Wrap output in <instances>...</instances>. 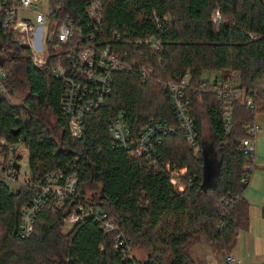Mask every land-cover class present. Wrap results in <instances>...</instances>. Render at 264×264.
Masks as SVG:
<instances>
[{"label":"trees","instance_id":"trees-1","mask_svg":"<svg viewBox=\"0 0 264 264\" xmlns=\"http://www.w3.org/2000/svg\"><path fill=\"white\" fill-rule=\"evenodd\" d=\"M100 1L104 20L94 46L110 47L135 67L113 74L110 96L86 115L82 137L76 140L61 110L64 86L51 75L57 57L49 52L42 69L33 67L28 48L0 26V67L7 69L12 97L0 98V139L27 148L33 184L59 170L64 176L75 174L81 203L104 211L116 231L145 253L141 264H195L188 250L196 236H204L215 252L229 254L250 226L244 194L252 172L246 177L243 168L255 163V153L244 155L241 145L255 115L264 113V0ZM58 3L62 16L79 19L83 32L94 34L83 15L86 0ZM155 42L160 51L152 49ZM143 67L150 73L139 72ZM205 72L223 79L235 74L231 81L251 100V107L231 104L227 130L223 106L210 91L213 84H203L208 82ZM185 74L190 78L185 98L200 156L185 140L170 93L162 87ZM117 117L135 137L149 120L164 121L175 131L159 136L150 161L129 158L108 134L109 122ZM203 121L218 149L219 166L208 183ZM154 160L161 170L150 164ZM175 170L182 189L172 185ZM35 193L34 187L12 190L0 183V264H130L112 249L116 233L103 230L91 217L63 231L62 218L73 210L74 201L55 208L49 199L36 216L33 234L18 237L20 209Z\"/></svg>","mask_w":264,"mask_h":264},{"label":"built area","instance_id":"built-area-1","mask_svg":"<svg viewBox=\"0 0 264 264\" xmlns=\"http://www.w3.org/2000/svg\"><path fill=\"white\" fill-rule=\"evenodd\" d=\"M59 0H0L1 27L10 32L13 40L29 50V59L33 67L42 69L48 62L49 52L57 57V63L51 69L54 80L62 82L64 86L61 110L67 119L68 132L71 138L80 140L82 137L83 124L87 114L93 109L103 105L106 97L110 96L112 77L116 72L125 73L135 67L133 63H126L121 54L110 47L96 48L94 46L95 34L104 20L103 9L100 0H86L83 6L84 16L93 28L91 32L84 33L79 24L70 16H62V3ZM217 20V18H216ZM159 43L155 42L152 49L159 50ZM0 67V98L11 101L7 83V69ZM139 72L146 75L150 69L142 68ZM235 74L229 78L214 77L207 83L213 84L210 91L217 96L218 102L223 106L226 130L228 129L232 103L245 104L251 107V100L244 96L245 90L239 89L232 81ZM177 83L162 86L170 93V106L178 121L179 128L185 135L187 143L195 149V155L200 156L199 136L196 131L194 120L188 111V101L185 98V89L190 81L189 75ZM108 134L112 141L127 152L129 158H146L156 155L154 146L159 144L162 135L172 134L175 131L164 121L149 120L141 130L138 137L132 135L130 129L120 119L115 118L109 122ZM258 125L251 123L247 127L248 137L242 142L244 155H254V138L257 134ZM160 134V135H159ZM28 150L22 143L14 145L5 138L0 139V183L7 186L26 185L34 187L36 193L32 200L20 209L18 222V237L26 239L33 234L35 219L38 213L46 207L50 199L55 208H61L67 201H74L73 210L62 218V223L71 228L89 217L107 232H115L116 239L113 250L121 252L130 264H141L132 256L133 247L130 238L117 232L114 222L107 220L104 211L93 203H81L76 193L78 180L76 175L64 176L63 170L48 174L43 182L33 184L29 182L30 171L28 168ZM156 160L150 164L157 171L161 170ZM168 167V165L166 166ZM254 164L250 163L243 168L246 177L253 172ZM28 178V179H26ZM172 185L182 189L181 174L175 170L171 174ZM227 264H236L237 261L226 256Z\"/></svg>","mask_w":264,"mask_h":264},{"label":"rangeland","instance_id":"rangeland-1","mask_svg":"<svg viewBox=\"0 0 264 264\" xmlns=\"http://www.w3.org/2000/svg\"><path fill=\"white\" fill-rule=\"evenodd\" d=\"M216 75L217 73L215 72H205L202 77L204 80H213ZM234 78H237V76ZM18 102L19 101L16 100L13 101L14 104ZM254 118V123L255 125H258L259 128L254 139L255 166L254 169H252V179L244 194V198L248 201V204L251 205L249 218L253 225L249 227L250 232L252 233L250 235L242 234L240 242H238V244L234 246V249H232L234 256L232 257L235 260L240 261V264H264V219L261 217L264 213V113H257ZM50 123H53L52 119H50ZM209 133V126L207 122L203 121V147L206 152L211 153V162H213L214 167H216L218 164V149L216 148L214 136ZM20 186L22 187L21 184L16 187L11 185L10 188L12 190H17ZM70 228V226L65 225L63 226V231L66 232ZM205 241L204 236H196L194 241H192L188 254L193 259V262L195 264H210V262L206 260L207 257L205 251L207 250V256L214 262V264H227L225 258L226 256H229V254L215 252L207 242V244L205 243ZM191 248L195 249L194 254L191 252ZM132 250V256H134L139 262H142L146 257L145 253L141 250L135 248Z\"/></svg>","mask_w":264,"mask_h":264},{"label":"water","instance_id":"water-1","mask_svg":"<svg viewBox=\"0 0 264 264\" xmlns=\"http://www.w3.org/2000/svg\"><path fill=\"white\" fill-rule=\"evenodd\" d=\"M204 148V147H203ZM203 163H204V178H205V182H210L212 180V178H214L213 173L216 172V169L219 166V162L217 164L216 167H214L213 162H211V153L210 152H206L204 150L203 154Z\"/></svg>","mask_w":264,"mask_h":264},{"label":"crops","instance_id":"crops-1","mask_svg":"<svg viewBox=\"0 0 264 264\" xmlns=\"http://www.w3.org/2000/svg\"><path fill=\"white\" fill-rule=\"evenodd\" d=\"M255 161V160H254ZM254 166H255V163H254ZM253 174V172L251 173V175ZM253 176V175H252ZM252 176H251V178L249 179V183H250V181H251V179H252ZM249 185V184H248ZM245 197V196H244ZM244 200L247 202V204H248V201L244 198ZM250 207H251V205L249 204V211H248V213L250 214ZM261 217L264 219V217H263V215H261ZM251 225H253V223H251V220H250V226ZM251 231H252V228H251ZM252 232H250V227H249V229L248 230H246L245 231V233H243L242 231H241V234H240V236L237 238V240H236V242H235V244L233 245V248L232 249H234V246L236 245V244H238V242H240V240H241V236H242V234H246V235H250ZM205 243H206V241H205ZM207 244V243H206ZM191 252L194 254V252H195V249H193V248H191ZM205 253H206V260L207 261H209L210 262V264H214V262L211 260V259H209L208 258V256H207V254H208V252H207V250L205 251ZM229 255L232 257L233 256V251H231L230 253H229ZM234 257V256H233ZM237 261V260H236ZM241 262L240 261H237V263L236 264H240Z\"/></svg>","mask_w":264,"mask_h":264}]
</instances>
